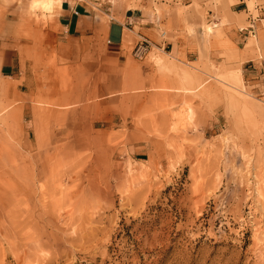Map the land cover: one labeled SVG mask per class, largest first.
<instances>
[{"label":"rangeland","instance_id":"rangeland-1","mask_svg":"<svg viewBox=\"0 0 264 264\" xmlns=\"http://www.w3.org/2000/svg\"><path fill=\"white\" fill-rule=\"evenodd\" d=\"M62 1L0 0V264H264V94L156 48L58 66Z\"/></svg>","mask_w":264,"mask_h":264},{"label":"crops","instance_id":"crops-1","mask_svg":"<svg viewBox=\"0 0 264 264\" xmlns=\"http://www.w3.org/2000/svg\"><path fill=\"white\" fill-rule=\"evenodd\" d=\"M208 24L214 28L209 36ZM46 33L43 45H53L58 66H97L105 58L123 64L146 39L150 51L158 49L177 67L232 59L240 63L246 89L264 94V0H63ZM13 66L4 63L2 73L20 80ZM28 81L34 86L37 79L32 74L21 86Z\"/></svg>","mask_w":264,"mask_h":264},{"label":"bare ground","instance_id":"bare-ground-1","mask_svg":"<svg viewBox=\"0 0 264 264\" xmlns=\"http://www.w3.org/2000/svg\"><path fill=\"white\" fill-rule=\"evenodd\" d=\"M208 29L209 32L212 33V29L210 27ZM229 82L230 83H227L234 88L240 89L241 87H243V76L239 69L230 71ZM261 192L262 190L258 189V193L261 194Z\"/></svg>","mask_w":264,"mask_h":264},{"label":"clouds","instance_id":"clouds-1","mask_svg":"<svg viewBox=\"0 0 264 264\" xmlns=\"http://www.w3.org/2000/svg\"><path fill=\"white\" fill-rule=\"evenodd\" d=\"M59 0H29V10L33 13L38 9L54 7Z\"/></svg>","mask_w":264,"mask_h":264},{"label":"built area","instance_id":"built-area-1","mask_svg":"<svg viewBox=\"0 0 264 264\" xmlns=\"http://www.w3.org/2000/svg\"><path fill=\"white\" fill-rule=\"evenodd\" d=\"M151 50V43L150 41L143 39L139 42V44L134 49V56L138 59H143L147 56V54Z\"/></svg>","mask_w":264,"mask_h":264}]
</instances>
